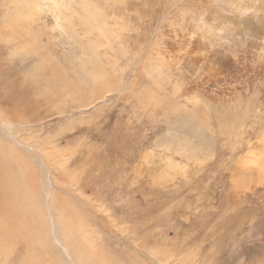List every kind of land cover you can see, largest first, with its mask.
Listing matches in <instances>:
<instances>
[{"label":"rangeland","instance_id":"374dc122","mask_svg":"<svg viewBox=\"0 0 264 264\" xmlns=\"http://www.w3.org/2000/svg\"><path fill=\"white\" fill-rule=\"evenodd\" d=\"M248 1L0 0V264H76L64 230L85 264H264V184L247 189L264 23L235 11ZM204 122L213 154L177 153Z\"/></svg>","mask_w":264,"mask_h":264},{"label":"bare ground","instance_id":"6f19581e","mask_svg":"<svg viewBox=\"0 0 264 264\" xmlns=\"http://www.w3.org/2000/svg\"><path fill=\"white\" fill-rule=\"evenodd\" d=\"M228 1V0H227ZM236 1V0H235ZM248 1V0H247ZM251 1V0H250ZM246 2V5H237L236 8H235V11L238 12V13H241V15H244L246 14L248 16L247 13H249L254 19H257V20H260V21H263L264 23V6L262 9H258V8H254V2L252 0V2ZM256 2V0H254ZM264 1V0H262ZM230 2V1H229ZM238 2V1H237ZM64 3V2H63ZM233 3H234V0H233ZM252 3V5H251ZM261 3V2H260ZM236 4V3H235ZM241 4V3H240ZM234 5V4H233ZM256 5V4H255ZM263 5V4H262ZM261 5V7H262ZM83 7V6H82ZM234 11V12H235ZM235 12V13H236ZM10 14V13H9ZM13 14V13H12ZM11 14V15H12ZM51 14L53 15V19H52V29L56 30L58 33H63L64 29H63V26L60 22L59 19V14H57L55 11L54 12H51ZM70 14V13H69ZM96 14V13H95ZM6 15V14H5ZM14 15V14H13ZM24 15H22L23 17ZM239 16V14H238ZM230 17V16H229ZM234 17V16H233ZM238 18V17H237ZM9 19H10V22L12 20V18L10 17L9 15ZM14 19V18H13ZM22 19V18H21ZM34 20V19H33ZM105 21V20H104ZM30 22V21H29ZM45 31V30H44ZM113 31V30H112ZM202 31V30H201ZM208 31H211L215 34V31L214 30H208ZM210 32V33H211ZM105 33V32H104ZM62 36V35H61ZM107 37V36H106ZM109 37V36H108ZM205 45V44H204ZM258 55V54H257ZM257 61V60H256ZM258 62V61H257ZM114 63V62H113ZM116 65V64H115ZM94 67V66H93ZM98 67V66H97ZM117 68V67H116ZM77 69H78V72L75 71V73L78 75V78H81L83 80H86V81H90V82H93L94 83H97L98 81H100V79L102 78L101 76L102 75H99L98 73H95V72H92L91 70L93 69H89L88 67H86L84 65V63H80L77 65ZM104 69V68H103ZM75 70V69H74ZM94 70V69H93ZM97 71V70H96ZM100 73V72H99ZM111 73H114V72H111ZM244 73V72H243ZM237 74V73H236ZM109 75V73H108ZM244 75V74H243ZM104 77V75H103ZM117 77V76H116ZM258 81H261L262 83L264 82V79H257ZM113 82V81H111ZM89 83V82H88ZM111 84V83H110ZM229 84V83H228ZM264 84V83H263ZM233 85V84H232ZM262 85V84H261ZM101 86V85H99ZM105 86V85H104ZM263 86V85H262ZM232 87V86H231ZM230 87V88H231ZM106 88V87H105ZM104 88V89H105ZM110 88V87H109ZM229 88V89H230ZM102 89V88H101ZM100 89V90H101ZM108 90V89H107ZM232 90V89H231ZM235 92H236V88L234 89ZM233 91V90H232ZM110 92V91H109ZM236 94V93H235ZM235 96V95H234ZM151 98V97H150ZM230 101V100H229ZM155 102V101H154ZM153 102V104H154ZM156 104V103H155ZM206 112V109L204 111V113ZM203 113V114H204ZM206 114V113H205ZM207 115V114H206ZM205 115V116H206ZM192 122V120H191ZM168 124L170 125V122L168 121ZM190 124V123H188ZM184 127V126H183ZM207 131H209L212 135H213V132H212V128L204 122V126H201L200 128L198 129H191L189 130V133L183 137V139L177 143L174 144V148L175 150L177 151V153L179 154H186L187 151L190 149L192 150L194 156H196V152L199 151V152H203V155L206 156V157H210L211 154H213V151L212 153L210 154V149L213 150L210 146V144L206 143L209 141V134L207 133ZM196 142L197 144L199 145L200 148H197L196 147ZM262 142H263V157H262V173H260L259 169L256 167V166H253L251 167L249 170H248V175H250V179L249 180L250 182L247 184V186L250 184V186L247 188V189H252V187H255L256 185H261V184H264V136H263V139H262ZM200 154V153H199ZM209 159V158H208ZM203 159H201L202 161ZM0 161L2 164H0L2 170H6V168L8 167L7 165V161L4 160V158L2 157V155L0 154ZM205 161V160H204ZM167 162V161H166ZM169 162V161H168ZM208 163V162H207ZM168 166H169V163H166ZM165 165V164H164ZM165 165V167L167 166ZM50 167V166H49ZM48 167V168H49ZM51 168V167H50ZM166 169V168H165ZM8 170V171H7ZM6 171H0V177L2 175H8V172L10 173L9 169H7ZM66 172V171H65ZM45 173V172H44ZM80 173V172H79ZM18 175V173H14V178ZM21 178V177H20ZM52 178H54L52 176ZM244 181V180H243ZM56 182V181H55ZM55 182L53 181V183L55 184ZM26 181L24 180L22 182V190H19L21 191L19 197H18V200L16 199V197H14V200L13 202L16 203L18 202L20 199L21 200H24L25 202H28V199H27V193H26ZM56 185V184H55ZM246 187V186H245ZM244 187V188H245ZM11 189V186L8 187L6 185H2L0 184V198H1V201L5 202V200L7 199L8 195L11 193L9 192L8 193V190ZM20 200V202H21ZM20 202L16 205L17 207H21L20 205ZM22 203V202H21ZM22 206H23V203H22ZM1 207V205H0ZM30 207V206H29ZM31 209V207H30ZM106 209V208H105ZM7 216V215H5ZM35 216H37V213H35ZM18 223V226L17 228L22 231V232H28V229H29V226H28V223L27 221L24 223V221H21V220H18L17 221ZM34 224V223H33ZM74 226V225H73ZM72 228H75V227H72ZM73 230V229H72ZM76 231V230H75ZM31 232V231H30ZM64 232L66 233V236L68 237V239H64V249H61V251H63L64 255L68 258L72 257L73 260H75L76 264H85V257L83 255V252L82 250L84 251V248H85V245L83 244V240L80 239L78 237L77 234L75 233H72L70 230H64ZM81 234V233H80ZM25 240H28L27 237H24ZM38 241L41 243L44 239H45V231L44 232H41L38 237H37ZM4 246V245H3ZM52 246V243L47 239V245L46 247L44 248L42 245L40 246V249L42 251H45V250H48L50 249ZM61 246V244H60ZM63 247V246H61ZM2 249V250H1ZM1 255L3 257H6L7 256V245L2 248L1 247ZM150 252V251H149ZM47 254V253H46ZM100 254V253H99ZM0 255V257L2 258V256ZM102 255V254H101ZM102 257V256H101ZM71 259V258H70ZM54 262V261H53ZM73 262V261H72ZM87 262V261H86ZM193 262V261H192ZM107 263V262H106ZM183 264H191V262L188 260L186 262H184Z\"/></svg>","mask_w":264,"mask_h":264}]
</instances>
